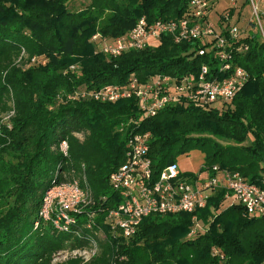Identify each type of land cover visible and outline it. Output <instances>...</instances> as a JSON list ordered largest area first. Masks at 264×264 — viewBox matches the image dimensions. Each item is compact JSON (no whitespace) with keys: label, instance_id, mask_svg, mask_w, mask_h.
Here are the masks:
<instances>
[{"label":"trees","instance_id":"1","mask_svg":"<svg viewBox=\"0 0 264 264\" xmlns=\"http://www.w3.org/2000/svg\"><path fill=\"white\" fill-rule=\"evenodd\" d=\"M82 1L0 0V264H264V217H247L237 203L223 208L222 188L194 213L143 218L129 239L108 217L121 202L109 178L124 164L134 133L151 135L155 178L199 151L198 173L214 175L217 166L264 190V41L250 32L235 42L247 46L234 62L249 80L231 103H177L147 117L134 98L102 103L75 94L123 85L131 75L197 74L202 64L214 73L217 61L196 56L198 41L175 44L170 35L116 58L98 52L91 38L124 36L143 17L179 20L189 0ZM34 57L46 64L35 65ZM75 181L92 203L70 212L74 225L59 231L40 217L44 197ZM91 250L88 259L70 255ZM62 252L69 255L56 260Z\"/></svg>","mask_w":264,"mask_h":264},{"label":"built area","instance_id":"2","mask_svg":"<svg viewBox=\"0 0 264 264\" xmlns=\"http://www.w3.org/2000/svg\"><path fill=\"white\" fill-rule=\"evenodd\" d=\"M210 0H189V10L185 17L175 21L149 23L143 17L124 36L109 39L100 33L92 36L96 50L107 58H116L132 50H142L154 46L165 35H170L175 44L199 42L196 56H211L217 61L214 73L208 64H202L197 74L180 77L155 74L145 81L131 75L123 85H105L99 89L82 88L75 97L91 99L102 103H113L120 99L134 98L139 110L147 117H154L168 105L194 103L203 107H222L233 101L249 80L247 71L234 62L237 52L247 50V46H236L243 36L236 23H230V12L223 14L221 23H213L208 15ZM261 27L259 3L264 0H250ZM262 40L264 41V35ZM35 65H45L46 60L32 58ZM76 65L69 67L76 70ZM150 133H134L127 142L126 160L109 178L112 188L121 197V202L110 210L109 219L113 229L124 238L133 237L143 218L154 214L194 213L206 207L217 189H225L226 200L234 198L245 209L249 218L264 217V190L250 183L239 173L221 170L214 166L212 171L187 175L177 163L165 168L154 177L149 158ZM61 151L67 154V143H61ZM264 184V182H263ZM74 193L73 199L62 203V193ZM57 205H55V202ZM92 203L89 190L80 188L75 181L54 186L47 191L40 212L43 220L54 223L57 230L68 232L74 225L69 214ZM194 220H196L194 218ZM196 226H198L196 224ZM193 229L190 235H194ZM95 250L74 251L70 255L88 259ZM83 254H85L83 256ZM69 254L63 258L65 259ZM60 254L57 256L58 259Z\"/></svg>","mask_w":264,"mask_h":264},{"label":"rangeland","instance_id":"3","mask_svg":"<svg viewBox=\"0 0 264 264\" xmlns=\"http://www.w3.org/2000/svg\"><path fill=\"white\" fill-rule=\"evenodd\" d=\"M213 1V0H212ZM234 1V2H233ZM215 0V10L213 11L212 14V20L216 21L214 19H216L217 17V10H223L221 15L223 16V14H225L226 12H229L231 9L234 10H239V20L237 26L239 28V31L244 35H246L247 33H249L250 30H252V34L255 35L258 39H262L263 35H264V15L263 14H259V18H260V23H261V27L259 26V22L256 18V16H254V12H253V7H252V3L250 2V4L243 6V1L244 0ZM84 1L82 0H77V3H83ZM239 2H241L239 4ZM255 2L257 3V0H255ZM237 4V5H235ZM259 9L261 12H264V6L263 4L259 3ZM237 7V8H236ZM153 45H156V42L153 43ZM3 121V125H4ZM189 162V163H188ZM183 164H187L186 168L188 171H194V166L191 160V157L188 158L187 162H180V165L182 166ZM190 164V165H189ZM74 197V193H71L70 191H64L62 193V203H69ZM57 202H55V205H57ZM232 202V198L230 197V199H227V201L224 203L223 208L228 207L229 203ZM236 203V202H234ZM67 255V252H62L60 253V256L58 259L63 260V258ZM85 254H83L84 256Z\"/></svg>","mask_w":264,"mask_h":264},{"label":"crops","instance_id":"4","mask_svg":"<svg viewBox=\"0 0 264 264\" xmlns=\"http://www.w3.org/2000/svg\"><path fill=\"white\" fill-rule=\"evenodd\" d=\"M211 2V9H210V12H209V15H208V18H209V20L211 21V22H213V23H221V19H222V15H221V13H222V11L223 10H225V9H223V10H217V17H216V19H214V20H216V21H213L212 19V14H213V11L216 9L215 8V0H210ZM233 1V0H232ZM236 1H239V0H236ZM234 2V1H233ZM241 2H239V4H240ZM249 5L250 4V0H244L243 1V6H245V5ZM235 5H237V4H235ZM237 8V7H236ZM231 10H233V13H232V19H231V21H230V23H238V20H239V15H240V13H239V10H234V9H231ZM264 13V12H263ZM264 15V14H263ZM252 33V30H250L249 31V33ZM249 33H247V34H249ZM189 157H191V160H192V163H193V166H194V171H188L187 170V168H186V166H187V164H183L182 166L180 165V162H184L185 163V161L187 162V160H188V158ZM177 163H178V165H179V168H180V170L183 172V173H192V174H196V173H198L199 172V170L201 169V167L203 166V163H204V155L201 153V152H199V151H193V152H191V153H189V154H187V155H183V156H181V157H179V159H178V161H177ZM189 163V162H188ZM190 165V164H189ZM232 198V197H231ZM230 199V198H229ZM235 201H234V198H232V202L231 203H229V205L230 204H232V203H234Z\"/></svg>","mask_w":264,"mask_h":264}]
</instances>
